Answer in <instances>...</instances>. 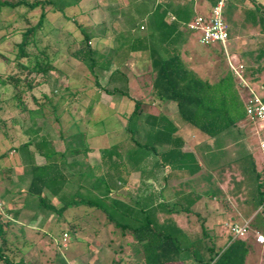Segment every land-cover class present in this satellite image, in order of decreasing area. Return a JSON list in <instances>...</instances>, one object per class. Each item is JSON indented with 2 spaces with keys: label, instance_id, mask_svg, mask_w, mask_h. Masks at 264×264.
I'll return each instance as SVG.
<instances>
[{
  "label": "rangeland",
  "instance_id": "obj_1",
  "mask_svg": "<svg viewBox=\"0 0 264 264\" xmlns=\"http://www.w3.org/2000/svg\"><path fill=\"white\" fill-rule=\"evenodd\" d=\"M61 1L70 3L73 0ZM103 2V0H84L79 5H65L67 7L64 10H52L44 29L37 35L36 43L28 49L30 57L21 59L18 58V44L22 42L25 30L38 23L42 10L28 12L25 7H6L1 12L0 201L3 209L0 208V220L4 223L7 242L3 245V240L0 238V249L11 262L17 264H129L126 256L129 246L133 243L132 237L124 238L121 230L115 224L107 223L101 212L105 227L89 228L84 225L90 220L85 213H82L83 208L70 209L61 216L59 213L46 209L37 196L26 191L28 180L25 174L26 168L29 167L26 163L31 155L38 153L34 142L37 138L32 140L33 147L25 144L38 134L42 137L49 133H64L67 137L71 135L70 132L78 134L89 131L96 135L90 139H83L84 144L103 148L113 143L128 141L129 135L125 131L126 123H123L119 116L125 118L127 122L129 114L134 109L133 101L122 96H115L113 102L109 99L110 101L101 104L99 101L106 93L99 91L96 80L98 77L100 85L104 86L107 84L108 75L97 69V76H95L87 64L72 55L83 45L84 36L79 29V24L85 26L89 34L97 35L92 45L97 48L98 53L103 52L102 38L98 37L102 35L99 27L105 25L106 21L109 27L114 24L110 13L115 10L125 13L123 26L111 27L108 35L116 39L114 47L121 57H127L132 53L129 43L131 36L144 33L140 30L141 21L132 18L130 10L117 6L105 7L102 6ZM258 8H264V0H230L224 10V20L229 27L231 40L235 39L242 28L240 25L242 20L246 19V13L251 14ZM94 25L97 26L94 28L92 27ZM191 47L198 53L210 49L199 43L197 33H192ZM215 48L218 50L216 55L221 52L218 57L221 58L222 64L224 65V60L228 63L227 59L230 56L227 51L224 52V47L217 44ZM44 50L47 52L44 53ZM43 58L47 62L53 61L54 69L47 75L43 73L30 75L20 66L25 64L35 68L39 62H44ZM134 61V59L127 61L128 66L134 65ZM132 71L133 68L130 71L133 74ZM11 77L20 78V83L16 86ZM27 78L34 80L35 87L31 91L27 89V81H25ZM259 80L255 83L257 88L264 84V73ZM145 81L150 85L148 77ZM138 85V81L133 84L131 95L137 99L145 98L143 108L145 111H152L151 99L148 96L149 89L138 94L136 93ZM18 94L27 104L29 111L33 110V114L23 111L15 97ZM260 94L264 97V91H260ZM34 97L38 99L39 105L33 100ZM171 105L175 106V103ZM37 110L40 112L37 113ZM172 116L181 120L176 109L172 112ZM181 124L191 149L194 150L197 145L202 146L207 142L213 145L210 149L200 150L199 161L202 170L197 177H191L190 183V192L193 195L189 200L199 197L193 210L206 219V233L202 228V221L198 220L197 216L191 215L190 235L186 242L192 252V257L188 253L186 257L195 262L196 259L207 262L211 257H215L216 253L222 251L233 237L231 226L244 223V220L237 215L236 208H239L238 203L242 202L240 200L247 197L246 191L243 190L239 196H235L232 190L235 186L234 180L239 181L243 178L239 170V160L245 155L254 157L259 171L264 169V157L259 146L261 125L245 121L235 129L237 134L235 139L222 137L215 144L206 134L192 125L182 121ZM39 127H42V130H39ZM243 164L251 165V161L245 160ZM44 197L50 202L54 195L48 191ZM26 198H29V210L37 216L31 220V224L20 225L14 221L11 225L6 208H12V206L14 208L17 204L13 205L10 200L16 199L23 206V200ZM73 217L76 218L74 222L81 224L82 227L71 226ZM64 233L69 236L66 242L63 241ZM247 238L254 241L255 233L251 232ZM64 244L67 246L65 247ZM254 256L256 254L252 255V258ZM96 259L100 261L95 262ZM0 264L6 263L0 260Z\"/></svg>",
  "mask_w": 264,
  "mask_h": 264
},
{
  "label": "trees",
  "instance_id": "obj_2",
  "mask_svg": "<svg viewBox=\"0 0 264 264\" xmlns=\"http://www.w3.org/2000/svg\"><path fill=\"white\" fill-rule=\"evenodd\" d=\"M84 0H73L72 2H64L61 0H0V15L3 8H18L25 7L28 12L38 9L42 10L40 19L37 24L29 26L23 33L22 42L18 44V58H28L29 47L36 43L37 35L44 29L45 23L52 10H64L65 5H79ZM216 3V2H215ZM215 5V4H214ZM246 21L248 23H255L260 27V39L257 43L256 56L254 58L255 65L246 67V76L251 80L255 86L260 80V76L264 73V8L256 9L251 14L246 13ZM83 33L82 47L73 52V57L77 60L88 65L92 74L97 76L96 70L100 69L102 72L107 73V84L100 85L97 77L96 87L100 92H104L110 96H122L131 99L134 102V109L128 116L126 130L129 134L130 141L138 148L148 151L155 150L156 143H171L172 149L169 152L158 154L157 165L159 168H166L169 163L179 164L183 167L184 171L189 177H194L200 173L202 167L195 153L182 154L179 149L184 145L181 138L176 137L177 127L173 121L167 116L152 115L146 113L143 108V101L133 99L129 91V79L127 75L123 74L120 69L112 68V59L106 61L101 58L100 53L96 47L92 45V35L87 32V28L83 25H78ZM173 30H178L179 27H172ZM157 39L164 40L165 31L163 28H157ZM191 32V31H190ZM193 33V32H192ZM155 33L152 32L150 37H154ZM136 40L131 38L130 49L134 51V43ZM139 41V40H137ZM118 50H115L114 54ZM44 53L47 51L44 50ZM166 56L161 54L160 50L153 45L150 51L151 55V68L154 73L152 93L151 96L154 101L159 102H173L177 105L178 115L182 123L190 124L196 129L206 134L209 138L215 139L217 144L222 137L226 134L237 129L240 124L248 121L246 110V95L238 86L235 76L232 71H229L226 76L217 83H211L208 80L201 78L194 70H192L181 58L179 53L166 52ZM44 59V58H43ZM102 59V60H101ZM39 62L35 68L20 64L21 68L27 70L31 75L32 73H43L47 75L50 70L54 69L53 61ZM102 61V62H101ZM12 82L17 86L20 83V78L11 77ZM27 81L28 90H33L34 80ZM264 91V84L259 86V89ZM17 97L19 105L23 111H27V104L22 99L21 95ZM263 100L264 97L262 96ZM35 101L39 102L37 98ZM5 123V122H2ZM147 128V135L144 140H140V132L142 129ZM167 136V137H166ZM47 142V141H45ZM28 143L27 145H29ZM49 143H44L37 146L36 149L41 153L46 160L47 164L44 166L33 165V179L29 185L28 193L37 196L41 205L51 211H56L51 201L44 197V191L48 190L53 195H59V187L63 186L68 178L62 172L60 166L53 162L54 157L57 155L55 150L49 148ZM118 147L103 149L101 156L103 159V166H105V177L109 178V184L114 182L118 176L122 175L123 164L113 162L117 157L116 150ZM89 150L77 149L75 154L77 162L88 153ZM183 159V162L181 158ZM249 158V159H248ZM250 160L251 165L243 164V161ZM182 163H181V162ZM239 170L243 178L239 181L234 180L233 195L239 196L241 192L246 191V200L252 204L253 218L251 219L252 231H259L264 234V215L259 211V208L264 203V174L263 170H258L257 162L253 156L248 155L239 160ZM101 167L89 168L84 170L82 178L85 180L87 176H97L100 174ZM101 178L97 177L96 182L92 185L89 191L83 186L77 190L78 199L75 200L74 205H86L95 207L102 210L107 219L114 223L123 231H131L135 238L141 241H148V247L154 246L156 250L152 255L147 253V264H167L186 259V253L192 257V252L187 246V241L182 240L180 236L173 235L164 229V225L148 219V222L140 221V213L135 212L134 208L124 204L123 202L111 197L113 193V185H108L107 192L104 196L96 194L100 190ZM108 182V180H107ZM117 183V182H115ZM116 187V186H115ZM191 196V195H190ZM189 196V198H190ZM199 197L195 200H189V206L186 208L187 212H193V206ZM192 201V202H191ZM71 205L66 202L65 207ZM64 209V208H63ZM199 220L202 221V228L206 233L205 221L206 219L198 212ZM11 224V222H9ZM4 223L0 220V238L3 240V245H6L7 234L4 230ZM149 228L151 235H144V229ZM148 230V231H149ZM186 241V242H185ZM251 242L248 238L234 239L230 238L224 249L216 253L215 257H211L210 261L196 259L191 264H246L247 257L251 251ZM211 251V248H209ZM0 260L6 264H17L11 262L6 258V254L0 249ZM19 264V263H18Z\"/></svg>",
  "mask_w": 264,
  "mask_h": 264
},
{
  "label": "crops",
  "instance_id": "obj_3",
  "mask_svg": "<svg viewBox=\"0 0 264 264\" xmlns=\"http://www.w3.org/2000/svg\"><path fill=\"white\" fill-rule=\"evenodd\" d=\"M103 1L104 2L102 6H117L121 7V9L124 10H130L132 13V18L139 19L141 21L139 23V26L141 32L144 33L131 36V38L136 41L134 43L135 49L129 56L121 57L120 53L114 54L116 50V48L114 47L116 39L113 37L111 38V36L108 35V32L111 31V27L120 28L121 26H123V17L125 13H122L121 11L119 12L117 10L113 11L112 13H110V15L113 17L112 21L114 22V24L109 27L106 21V23H104L105 25L102 26L103 29L102 27H99L102 30V35H99L98 37L102 38L101 41L103 42V52L100 53L101 58L105 61L107 59H112V68H118L123 74L127 75L129 79L130 96L133 99L142 100L143 102L145 100V98L137 99L131 95L133 84L136 81H138L139 84L136 93L142 94L143 90L149 89L148 96L151 99V107H153V109L152 111L145 112L152 115L163 114L167 116L171 121H173L177 127L175 136L181 138L184 142V145L179 150L182 154H188L191 152L195 153L199 161V156L201 154L199 152L202 151V148L210 149L213 145L211 146V143L207 142L202 146L201 144L199 146L197 145L194 150L191 149L189 147V140L185 138V135L183 133L181 120H179L178 118L175 119V117L172 116V112H174L175 109L178 113L177 105L175 104V106H172L171 103L173 102L161 103L159 101L153 100L151 93L154 73L152 72L151 68L150 51L152 50L153 45H156V48H158L161 54H163L164 56L167 55L166 52L168 51L179 53L183 61L201 78L208 80L211 83H217L221 79H223L231 70L229 68V64L224 60L223 65L220 60L221 58L218 57L221 52L216 55L218 50H216L215 45L207 46L210 49L206 52L198 53L194 51L191 47L192 32L186 29V25L189 22L193 21L197 16H210L216 0ZM96 26L97 25H94L92 27L95 28ZM175 26L179 27V29L173 30L172 27ZM240 26L242 28H240V30L236 34L235 39L231 40L229 33L230 41L228 42L226 47H224V52L226 53L227 51L230 56L229 58L234 57L246 67L254 66L256 64L254 58L256 56L257 43L260 39V27L255 23L253 24V22L248 23L246 19L242 20V24ZM157 28L164 29V40L157 39ZM152 32L155 33L154 37H150ZM91 35L92 41L97 38V35ZM229 45H231L230 48H228ZM130 59L135 60V64L132 66H128L129 62L127 61H129ZM130 67L133 68V74L130 72ZM146 77L150 79V85L146 84ZM113 97L115 96L104 94L99 102L101 104L104 102L106 103V101H110L109 99H111L113 102ZM33 100L35 101L34 98ZM35 102L37 103V105L40 104L37 101ZM27 111H29V109ZM32 112L33 110L29 111V113ZM38 112L40 111L37 110V113ZM119 118L123 123H126L127 125L125 118L121 116H119ZM34 124L36 123L34 122ZM39 130H42V127H39ZM147 130V128L142 129L139 136L140 140H144L146 138ZM125 131L127 132L126 129ZM70 134L71 135L67 137H65L66 135L64 133H49L48 135L44 134L45 136L42 137L38 134L36 137L34 136L30 138L28 142L30 143L29 146L31 147H33L34 145L32 141L33 138H37V140L34 141L36 143V147L44 143H49V148H52L57 153V155L53 159V162L57 163L60 166L62 172L68 178L67 182L63 186L61 185V187H59V195H54V198H52L51 204L52 202H55V204H52L56 209V211H54L55 213H59L62 216L69 212L70 209L83 208L84 210L82 213H85V216H87L90 220L88 223L84 224L86 227H97L98 229H100V226L105 227L106 224L101 217L100 212L104 215L106 222L111 223L107 219L105 213L100 209L86 205H74L75 200L78 199V188L84 185V187L89 191L92 185L96 182L97 177H100L101 186L100 190L96 191L97 195L104 196V194L107 192L108 185L112 184L113 188L116 189H113L114 191L111 194V197L133 207L135 212H139V215L141 217L139 222H142V219H144V222H148L147 220L150 218L153 221L164 225V229L169 233L180 236L182 240H184L185 238V240L188 242L190 235V216L195 215L199 220V217L194 213V210L190 213L186 211V208L189 206V196L193 195L190 192V183L192 178L189 177L188 174L184 171L182 164V166L179 164H175L173 166L172 163H169V165L164 169L159 168L157 165L158 154L169 152L172 149L171 143H156V154L152 150H150L151 152L149 153L146 150L136 147L130 141V137H128V141H130L131 144L126 140L118 143H113L103 148L87 145L86 143L84 144L83 139L93 138L96 133L85 131L78 134L70 132ZM236 135L237 134L235 133V130H233L232 132L226 134L224 137L226 139H235ZM259 138H261V134ZM210 140L215 143V139L210 138ZM28 143H26L25 145H27ZM116 146L118 147V149L116 150L117 157L115 160H113V162L123 164L125 168H122V175L120 174L118 178L114 180V182L109 184V178L105 177L106 169L105 166H103L101 152L103 149H110ZM77 149L89 150V152L83 155V157L81 158L80 164L77 162V156L74 155ZM183 159L184 158L182 157V162ZM47 163L48 161L46 160V158L39 152L37 154L31 155V157L27 160L26 166L29 167L26 168L25 174L28 180L26 191H28L29 185L33 179V165L35 164L37 166H44ZM199 165L200 167H202L200 161ZM98 167H101V170L99 171L100 174H98L97 176L89 175L87 176V178H85V180H83L81 176L84 170L86 171L89 168H96L97 170ZM195 177H197V175L193 178ZM47 192L48 190H45L44 194ZM10 201L11 203H13V205L17 204V206L15 205L14 208L13 206L12 208H6L9 221L11 223L15 221L20 225L31 224V220L34 219L37 214L29 210V198L23 200V206L19 201L17 202L16 199H11ZM197 201L195 202V205ZM240 201L242 202L240 203L238 201L239 208H236V211L237 215L241 217L245 223L253 218V207L252 204L246 200V198H243ZM66 202H70L71 205L65 207ZM100 220L102 222H100ZM74 221H76V218L73 217L71 226L82 227L81 224L79 225ZM117 228L121 230V235L124 238L132 237L133 240L132 245H130L127 250V262L129 264H147V253L150 252L153 255L156 247L151 246L147 248L148 241H141L135 238V235L131 231H123L121 228ZM148 230L149 228L144 229V235H151V231ZM65 234L67 233H64V235ZM250 242L252 248L249 256L247 257L246 264H264V246L258 244L256 242V239ZM255 254L256 256L252 258V255ZM99 261V259L95 260V262ZM167 264H191V260L187 256L185 260L175 262L171 261Z\"/></svg>",
  "mask_w": 264,
  "mask_h": 264
},
{
  "label": "built area",
  "instance_id": "obj_4",
  "mask_svg": "<svg viewBox=\"0 0 264 264\" xmlns=\"http://www.w3.org/2000/svg\"><path fill=\"white\" fill-rule=\"evenodd\" d=\"M229 2L230 0H216L210 16H197L186 25L187 30L199 35V43L201 45L212 46L220 44L226 47L229 41V27L224 20V10ZM228 64L237 80L239 89L246 95L248 121L261 125L262 132L259 146L264 157V100L260 94L263 88L260 90L259 87L257 88L251 83V80L246 76V66L237 59L234 57L229 58ZM0 208L3 209L1 201ZM258 212L264 215V203ZM251 232L255 233L256 242L264 246V234L259 231H252L251 220L242 225L233 224L231 226V233L234 239H245ZM67 238L68 234H65V242Z\"/></svg>",
  "mask_w": 264,
  "mask_h": 264
}]
</instances>
